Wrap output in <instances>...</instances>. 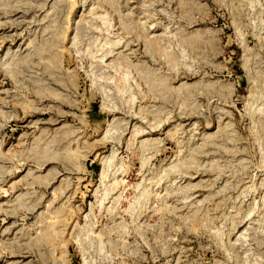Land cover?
Here are the masks:
<instances>
[{"label":"rangeland","instance_id":"374dc122","mask_svg":"<svg viewBox=\"0 0 264 264\" xmlns=\"http://www.w3.org/2000/svg\"><path fill=\"white\" fill-rule=\"evenodd\" d=\"M0 264H264V0H0Z\"/></svg>","mask_w":264,"mask_h":264}]
</instances>
